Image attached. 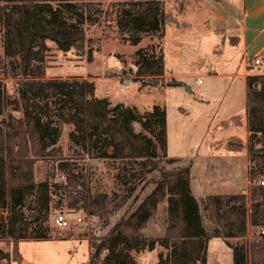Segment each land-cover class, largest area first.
I'll return each instance as SVG.
<instances>
[{
    "label": "trees",
    "instance_id": "1",
    "mask_svg": "<svg viewBox=\"0 0 264 264\" xmlns=\"http://www.w3.org/2000/svg\"><path fill=\"white\" fill-rule=\"evenodd\" d=\"M98 1L0 0L3 53L16 78L14 97L0 77V210L6 213L0 216V241H12V253L0 251V258L9 264L19 259V242L24 239H58L50 221L52 189L59 183L37 181L35 165L37 160L54 156L63 126L72 124L69 139L82 152L125 163L117 179L130 193L135 181L147 172H160L152 192L128 216L111 225L117 205L109 207L107 193L92 194L82 169L59 158L57 167L64 177L61 185L67 192L68 206L80 208L83 204L89 215L109 226L103 236L90 241L89 264H138L132 251L154 250L157 244L167 251L158 254V264H206L209 241L216 237L228 240L234 264H264V186L258 184L264 178V73L247 77L248 142L237 139L236 145L229 147L242 151L248 146V194L210 195L201 208L191 190V165H177L175 158H168V163L175 165L172 169L158 164L159 158L167 157L165 106L154 105L141 114L123 103L112 106L107 98L97 97L95 83L87 78L47 77V42H54L65 53L77 44L82 46V26L97 13ZM123 1L116 19L123 41L138 46L145 35L164 37L170 20L166 0ZM156 49H137V69L130 81H163V48ZM234 120L240 125L238 117ZM137 123L141 128L138 132ZM164 201H168L165 234L147 240L142 231ZM207 220L212 224L209 229ZM231 239L238 241L231 243Z\"/></svg>",
    "mask_w": 264,
    "mask_h": 264
},
{
    "label": "rangeland",
    "instance_id": "2",
    "mask_svg": "<svg viewBox=\"0 0 264 264\" xmlns=\"http://www.w3.org/2000/svg\"><path fill=\"white\" fill-rule=\"evenodd\" d=\"M181 1L165 2V11L170 15L165 37L159 39L145 35L138 46H133L120 38L116 25L124 1L99 0L97 13L82 26L85 32L82 46L77 44L65 53L54 42H47L50 51L46 72L50 78L87 77L95 83L96 96L107 98L112 106L123 103L141 114L151 111L154 105L165 106L167 157L159 158L158 164L161 168L172 169L175 165L169 164L168 158H175L179 160L177 165H191V190L202 208L207 196L236 194L241 189L248 192L250 188L251 166L244 152L232 153L227 150L237 139H245L242 129H239V137L227 136L230 124L241 125V120L238 125L234 118L246 111L245 62L242 50L231 44L237 30L221 28L212 14V11L230 14L231 3L238 0ZM231 13L234 14V11ZM140 47L149 50L156 47L157 52L163 48L167 76L158 86L130 81L137 69L136 51ZM176 50L177 53H174ZM256 59L261 61L260 65L255 64ZM204 61L205 65L202 66ZM247 62L252 72L262 73L264 48L260 49L258 44L248 55ZM212 64L216 66V71L210 69ZM13 73L4 57L3 28L0 25V77L9 93L16 97V78ZM173 80L180 84L169 85ZM11 112L20 116L16 110ZM73 129L72 124L64 125L59 143L54 148V156L37 160L36 180L49 179L61 185L64 177L57 167L59 158L74 163L87 175L92 194L107 193L110 197L109 207L117 205L110 217L112 225L118 218L128 216L152 192L155 188L153 181L160 176V172H147L144 178L135 181L134 190L130 193L117 179L120 167L125 163L82 152L69 139ZM135 129L137 132L141 130L138 123ZM245 148L250 160L248 146ZM107 150L111 152V149ZM59 185L52 189L50 221L55 238L58 239L21 240L20 258L11 260L10 264L89 263L91 252L88 244L93 237L103 236L109 226L89 215L83 209V204H80V208H70L67 192L64 186ZM58 213L70 214L69 218L79 216L82 222H73L70 227L61 228L54 220ZM3 214L6 213L0 210V216ZM167 220L168 201H164L143 229L144 237L147 240L163 237ZM211 225L207 220L208 229ZM252 235L253 230L250 229L249 237ZM231 241L236 243L238 240ZM0 251L11 254L12 241L1 240ZM160 252L167 251L157 244L154 250L145 248L132 251V254L138 264H158ZM0 264L9 262L0 258ZM206 264H234L228 240L222 237L210 239Z\"/></svg>",
    "mask_w": 264,
    "mask_h": 264
},
{
    "label": "crops",
    "instance_id": "3",
    "mask_svg": "<svg viewBox=\"0 0 264 264\" xmlns=\"http://www.w3.org/2000/svg\"><path fill=\"white\" fill-rule=\"evenodd\" d=\"M184 1H182L183 3ZM234 11V14L231 12ZM214 17H216V22L223 29H232L237 30V34L233 35L232 43L234 47L240 48L243 52V60L245 62L244 73L243 76L245 78V102L247 101V77L253 74H259L257 72H252L249 69L250 65H248V55L252 52V49L260 46V49L264 48V0H238L231 3L230 14L222 11L221 13H216L212 11ZM167 32V31H166ZM165 32V35H166ZM164 35V37H165ZM179 52V51H178ZM177 53V50L174 52ZM219 58L217 61L219 62ZM205 65V61L202 63V66ZM213 68L216 71L215 65H210V69ZM264 73V71L262 72ZM167 76V74L165 75ZM87 78V77H86ZM100 98V97H99ZM241 120L240 126H232L230 124L228 135L229 137H234L240 135V130L245 132V144L248 142L249 131H248V116H247V106L246 111L240 117ZM228 152L232 153H241L244 152L246 159L250 162L246 148L244 151H232L227 149ZM251 166V162L249 164ZM250 184V181H249ZM238 193L248 194L247 190L241 189ZM236 193V194H238ZM250 231V230H249ZM233 243L231 240H229ZM89 252H91L90 244H88ZM91 258V253H90ZM90 262V260H89ZM32 263V262H31ZM33 264V263H32ZM89 264V263H88Z\"/></svg>",
    "mask_w": 264,
    "mask_h": 264
},
{
    "label": "built area",
    "instance_id": "4",
    "mask_svg": "<svg viewBox=\"0 0 264 264\" xmlns=\"http://www.w3.org/2000/svg\"><path fill=\"white\" fill-rule=\"evenodd\" d=\"M255 64L260 65L261 61L259 59H256ZM211 70L214 71L213 68H211ZM200 82H201V80L199 81V83ZM258 184L261 186H264V178L259 179ZM69 216H71V215L69 214ZM69 216L67 214H64V213H58L57 216H55V218H54L55 223L58 226H60L61 228H67V227H70L73 222H75V223L82 222V218L79 216H75V218H69Z\"/></svg>",
    "mask_w": 264,
    "mask_h": 264
},
{
    "label": "water",
    "instance_id": "5",
    "mask_svg": "<svg viewBox=\"0 0 264 264\" xmlns=\"http://www.w3.org/2000/svg\"><path fill=\"white\" fill-rule=\"evenodd\" d=\"M151 84L158 86L160 84V81L159 80H154V81H151ZM188 90H189L190 93H192V90L191 89H188Z\"/></svg>",
    "mask_w": 264,
    "mask_h": 264
}]
</instances>
